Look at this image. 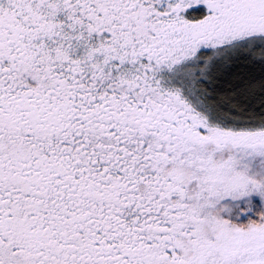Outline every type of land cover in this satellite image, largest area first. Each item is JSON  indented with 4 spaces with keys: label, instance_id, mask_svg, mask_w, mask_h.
Instances as JSON below:
<instances>
[{
    "label": "snow or ice",
    "instance_id": "1",
    "mask_svg": "<svg viewBox=\"0 0 264 264\" xmlns=\"http://www.w3.org/2000/svg\"><path fill=\"white\" fill-rule=\"evenodd\" d=\"M0 264H264V0H0Z\"/></svg>",
    "mask_w": 264,
    "mask_h": 264
}]
</instances>
